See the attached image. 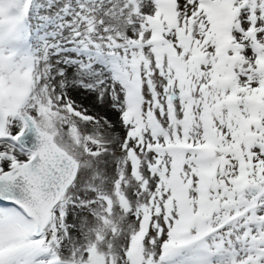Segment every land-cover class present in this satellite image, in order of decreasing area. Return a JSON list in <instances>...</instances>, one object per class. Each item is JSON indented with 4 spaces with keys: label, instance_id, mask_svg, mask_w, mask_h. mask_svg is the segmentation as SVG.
<instances>
[{
    "label": "snow or ice",
    "instance_id": "1",
    "mask_svg": "<svg viewBox=\"0 0 264 264\" xmlns=\"http://www.w3.org/2000/svg\"><path fill=\"white\" fill-rule=\"evenodd\" d=\"M0 264H264V0H0Z\"/></svg>",
    "mask_w": 264,
    "mask_h": 264
},
{
    "label": "bare ground",
    "instance_id": "2",
    "mask_svg": "<svg viewBox=\"0 0 264 264\" xmlns=\"http://www.w3.org/2000/svg\"><path fill=\"white\" fill-rule=\"evenodd\" d=\"M114 118V117H113Z\"/></svg>",
    "mask_w": 264,
    "mask_h": 264
}]
</instances>
